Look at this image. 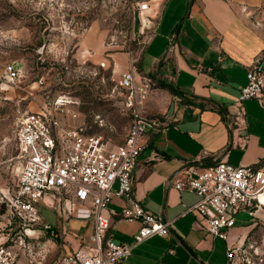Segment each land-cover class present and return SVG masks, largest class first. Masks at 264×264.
<instances>
[{
  "label": "crops",
  "instance_id": "0c3cea01",
  "mask_svg": "<svg viewBox=\"0 0 264 264\" xmlns=\"http://www.w3.org/2000/svg\"><path fill=\"white\" fill-rule=\"evenodd\" d=\"M145 3L149 5L145 16L150 29L143 33L138 16V34L143 41L149 35L153 38L138 58L136 69L139 83L153 74L154 85L138 112L160 118L164 126L141 139L143 150L133 172L134 197L146 210L171 222V227L167 237L155 236L135 247L124 264H233L227 257V247L244 246L256 222L264 220V208L252 216L248 214L252 219L244 225L237 226L236 220L226 240L215 238L207 232L204 218L188 210L200 198L178 191L172 180L189 166L204 169L221 160L264 171V128L257 125L262 122L257 119L260 113L252 110V100L245 102V125L238 132L242 139L246 138L245 146L233 131L234 105L240 89L248 84L253 64L264 61V0ZM105 39L104 33L87 31L77 45L75 58L81 64L91 62L98 69L103 64L120 81L129 69L130 54L119 48L110 51ZM163 83L172 84L181 95L162 88ZM40 84L42 80L34 82L31 89ZM76 104L72 101L69 105ZM262 106L264 110V99ZM45 110L48 109L30 113ZM76 114L77 119L68 114L56 116L62 128L82 126L88 132L86 125L79 123L81 114ZM8 142L12 144L0 139V168L8 161L22 164L15 158V128ZM126 205L115 198L109 207L108 236L119 244H132L141 227L137 221L123 219ZM73 206L76 217L64 221L62 229H69L73 249L78 250L88 243L94 226L90 216L80 214L81 205ZM71 207L68 203L67 208Z\"/></svg>",
  "mask_w": 264,
  "mask_h": 264
},
{
  "label": "built area",
  "instance_id": "2783aa9c",
  "mask_svg": "<svg viewBox=\"0 0 264 264\" xmlns=\"http://www.w3.org/2000/svg\"><path fill=\"white\" fill-rule=\"evenodd\" d=\"M148 9L145 2L137 8L143 33L150 29L149 18L145 16ZM152 38L153 35H149L143 41L140 53ZM128 53L130 66L119 86L127 91L126 104L132 110L133 119L123 144L112 146L103 136L89 134L82 126L62 128L56 113H66L77 119L76 113L65 108L72 102L69 98L56 100L54 110L26 113L16 121L18 155L15 158L22 163V170L13 195L0 187V206L8 209L27 229L40 223V202L51 194H65L69 201L83 207L81 215L93 220L94 231L88 243L62 256L55 264H124L135 247L152 237H167L170 233L171 222L146 210L134 197L133 172L143 150L141 139L148 132L160 131L164 122L138 112L154 82L144 77L139 83L138 59L133 56L136 52L128 48ZM263 70V61L253 64L248 72V84L240 89L234 105L233 131L239 140H244L238 132L245 125V102L264 99ZM7 74L14 81L19 78L20 71L9 66ZM245 141L246 138L242 146ZM172 184L178 191H187L200 198L188 210L204 218L207 232L215 238L226 240L240 213L252 216L257 209L264 208V171L255 167L234 166L225 160L204 169L189 166L179 178L172 180ZM115 198L127 204L122 211L123 219L141 224L132 244H119L108 236L109 207ZM44 228L51 230L46 224ZM244 254V246L227 247V257L233 263ZM45 258L46 250L40 244L28 246L23 237H19L15 245L0 243V264H43Z\"/></svg>",
  "mask_w": 264,
  "mask_h": 264
},
{
  "label": "rangeland",
  "instance_id": "374dc122",
  "mask_svg": "<svg viewBox=\"0 0 264 264\" xmlns=\"http://www.w3.org/2000/svg\"><path fill=\"white\" fill-rule=\"evenodd\" d=\"M146 1L0 0V139L12 144L8 140L19 117L44 109L54 110L56 100L70 98L77 104L65 108L81 114L79 123L86 125L89 134L103 136L112 146L123 144L133 119L126 104L127 91L120 88L119 79H114L111 69L102 66L98 69L91 62L81 64L75 52L81 37L95 30L106 35L107 49L128 52L131 48L138 59L143 40L138 34L137 8ZM9 66L20 71L14 81L7 77ZM40 80L42 84L31 89ZM252 101V110L260 113L257 119L262 122L257 125L263 129L262 101ZM248 118L252 119L250 115ZM21 170L20 163L8 161L1 165V189L10 196L18 185ZM69 200L65 194L47 196L39 204L40 223L27 229L8 209L0 206V243L15 245L23 237L28 246L40 244L46 250L43 264H55L75 251L69 229H62L64 221L76 217L74 203ZM68 203L72 204L71 208H67ZM251 219L248 213H240L236 217L237 226ZM45 224L51 230H46ZM244 249L246 254L233 264H264V220L256 222Z\"/></svg>",
  "mask_w": 264,
  "mask_h": 264
},
{
  "label": "trees",
  "instance_id": "16d2710c",
  "mask_svg": "<svg viewBox=\"0 0 264 264\" xmlns=\"http://www.w3.org/2000/svg\"><path fill=\"white\" fill-rule=\"evenodd\" d=\"M149 78H151L154 82V75L153 74H149L148 75ZM162 88L167 89L168 91H170L172 94L179 96L181 95V92L172 84H167V83H163L160 85Z\"/></svg>",
  "mask_w": 264,
  "mask_h": 264
},
{
  "label": "water",
  "instance_id": "95a60500",
  "mask_svg": "<svg viewBox=\"0 0 264 264\" xmlns=\"http://www.w3.org/2000/svg\"><path fill=\"white\" fill-rule=\"evenodd\" d=\"M193 0H191V2H192ZM188 11H190V6H189V9H188Z\"/></svg>",
  "mask_w": 264,
  "mask_h": 264
},
{
  "label": "bare ground",
  "instance_id": "6f19581e",
  "mask_svg": "<svg viewBox=\"0 0 264 264\" xmlns=\"http://www.w3.org/2000/svg\"><path fill=\"white\" fill-rule=\"evenodd\" d=\"M263 201H264V198H263Z\"/></svg>",
  "mask_w": 264,
  "mask_h": 264
}]
</instances>
